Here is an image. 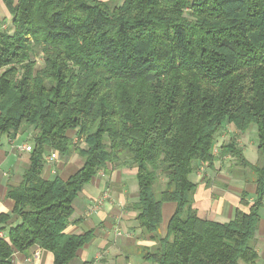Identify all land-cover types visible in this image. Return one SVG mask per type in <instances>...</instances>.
<instances>
[{
	"label": "trees",
	"instance_id": "obj_1",
	"mask_svg": "<svg viewBox=\"0 0 264 264\" xmlns=\"http://www.w3.org/2000/svg\"><path fill=\"white\" fill-rule=\"evenodd\" d=\"M0 137L33 130L30 164L8 190L18 221L0 237V264L37 245L53 264H71L94 231H66L74 200L110 164L134 167L133 204L143 233L159 232L164 202H175L167 233L141 256L152 264H258L264 206V0H0ZM189 12L190 17L186 14ZM43 54L37 65L34 54ZM227 123L257 126L258 159L234 139L220 154L257 189L227 222L194 207L200 166H214ZM77 130L80 147L68 130ZM85 162L67 180L46 179V151ZM162 178L164 180H162Z\"/></svg>",
	"mask_w": 264,
	"mask_h": 264
},
{
	"label": "crops",
	"instance_id": "obj_2",
	"mask_svg": "<svg viewBox=\"0 0 264 264\" xmlns=\"http://www.w3.org/2000/svg\"><path fill=\"white\" fill-rule=\"evenodd\" d=\"M231 124L228 125V132H239L234 124ZM68 135L75 141L78 137L77 130H68ZM32 137V129L18 133L15 137L7 134L0 137V214H12L15 201L8 196V190L21 183L24 171L30 164L31 151L24 150L22 146L33 145ZM225 138L226 132L222 135L220 131L216 144L220 142L218 139L221 140V149L224 144L222 139ZM80 141V147H84V138H80ZM239 144L246 154V147L242 143ZM84 162L85 159L77 152L61 155L58 151L48 148L43 176L46 179L59 176L67 180ZM233 167L230 163L228 169L225 168L223 161L216 158L214 166L202 165L201 171L192 174V179L197 182L194 207L204 218L227 222L234 217L236 208L249 210V205L242 203L243 193H246V199L251 203L257 184L235 173ZM137 200L138 183L134 167H131L130 171L127 166L117 167L110 164L107 170L101 169L83 187L73 202L74 213L66 231L70 234H82L93 230L94 237L78 250L77 258L71 264H152L141 256V250L154 248L159 237L166 235L176 203L164 202L163 219L159 232L155 234L143 233L139 227L137 211L133 208ZM260 214L256 249L258 264H264V206ZM17 222L14 220L13 223H0V237L7 238V228ZM36 250L40 251L38 257L33 255ZM53 263L54 254L37 245L31 247L28 252L15 251L13 254V264Z\"/></svg>",
	"mask_w": 264,
	"mask_h": 264
},
{
	"label": "rangeland",
	"instance_id": "obj_3",
	"mask_svg": "<svg viewBox=\"0 0 264 264\" xmlns=\"http://www.w3.org/2000/svg\"><path fill=\"white\" fill-rule=\"evenodd\" d=\"M189 17V12L186 13ZM0 27L4 30H10L11 31V27H12V15L11 13L7 10L5 4L3 2H0ZM34 59L37 60L39 66H41L43 64V54L42 52H40V49H37V53L34 54ZM1 73V70H0ZM231 123H227L224 128L221 130V134L224 135V133L226 132V138L222 141H224V143L229 142L230 140L234 139L236 140L238 143H242L244 145V147H246V156L253 162H256L258 159V155L256 152V148L258 145V134H257V126L256 125H252L249 130L245 133H240V132H228L229 131V127L228 125H230ZM233 125V123L231 124ZM235 126V125H234ZM228 132V133H227ZM78 141V145L79 143H81L80 139H76ZM219 142V144H221V140H217ZM226 141V142H225ZM216 144V148L214 149L215 155L217 157L218 160L223 161L224 167L228 169V165L230 163H232L233 165H235V159L231 156H226L224 157L223 155L220 154V145ZM218 149V151L216 152V150ZM129 168V170L131 171V167L127 166ZM202 169H200V167L197 168L196 172L201 171ZM162 180H164L162 178ZM240 264H245L244 261H240Z\"/></svg>",
	"mask_w": 264,
	"mask_h": 264
},
{
	"label": "built area",
	"instance_id": "obj_4",
	"mask_svg": "<svg viewBox=\"0 0 264 264\" xmlns=\"http://www.w3.org/2000/svg\"><path fill=\"white\" fill-rule=\"evenodd\" d=\"M22 148L24 149V150H26V151H31L32 149H33V147H32V144H25L24 146H22ZM218 151V149L216 150V152ZM39 254H40V251L39 250H36L35 252H34V256L35 257H38L39 256Z\"/></svg>",
	"mask_w": 264,
	"mask_h": 264
}]
</instances>
